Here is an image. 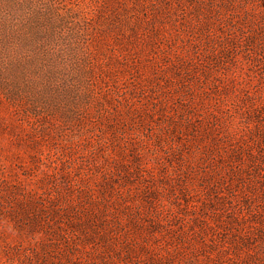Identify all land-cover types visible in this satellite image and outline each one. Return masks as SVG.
Instances as JSON below:
<instances>
[{
    "label": "rangeland",
    "instance_id": "rangeland-1",
    "mask_svg": "<svg viewBox=\"0 0 264 264\" xmlns=\"http://www.w3.org/2000/svg\"><path fill=\"white\" fill-rule=\"evenodd\" d=\"M0 264H264V0H0Z\"/></svg>",
    "mask_w": 264,
    "mask_h": 264
}]
</instances>
